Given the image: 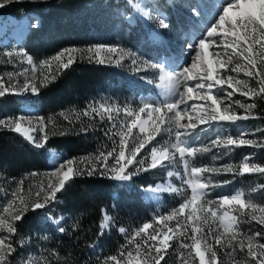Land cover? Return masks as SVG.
Listing matches in <instances>:
<instances>
[{"label": "snow or ice", "instance_id": "obj_1", "mask_svg": "<svg viewBox=\"0 0 264 264\" xmlns=\"http://www.w3.org/2000/svg\"><path fill=\"white\" fill-rule=\"evenodd\" d=\"M14 2L23 0H0V9ZM127 2L145 18L154 19L158 29L171 30V22L166 16L158 14L152 17L149 12L142 11L135 0ZM202 7L208 5L192 3L189 11L203 15ZM209 15L211 18L205 20L198 38L173 50L177 55L175 66L165 60L153 62L141 58L124 47L103 44L87 48L65 47L40 61L27 52L3 53L9 63L15 60L29 67L7 73V80L0 75V99L26 93L38 96L42 88L54 82L57 75L78 60L119 67L124 60L130 59L132 71L156 72L161 93L156 100L142 99L135 109L130 105L121 107L99 103L90 104L77 113L76 120L81 116L90 119L98 116L101 122L107 119L109 126L101 131L111 145L101 143L95 153L76 158L63 156L48 147L50 137L57 135L54 121H46L42 116L34 119L24 115L0 116V132L17 133L36 149H46L53 165L46 174V180L34 188L30 185L25 190L24 180L17 181L10 193L0 187V192H4L6 197L0 205V264H52V260H65L55 247L44 250L47 256L17 260L18 248L29 243L28 239L19 236L17 222L23 221L27 213L37 210L46 209L43 215L48 217L51 206L59 203L58 193L64 192L66 184L74 177L98 175L126 183L142 172L174 169L177 155L183 172L168 170L167 176L175 177L179 186L169 182L144 191L150 194V198L158 197L162 192L182 195L186 189L190 190V195L167 214H158L153 222H145L131 232L123 226L118 227L125 242L115 254L97 256V264H161L170 248L181 250L178 253L180 264H225L222 256L228 258L229 264H264V242H261L264 231L244 232L239 227L241 223L250 221L264 226V203L247 198L243 190L215 199L208 198L210 188L233 182L232 179H224L214 185L212 176L231 174L235 178L252 173L264 174V163L250 159L256 155L255 152L249 153L238 164L229 162L217 167L195 162L198 154L213 149L217 150L212 156L214 161L237 148L264 149V128H256L255 131L244 128L236 136L226 134V125L259 118L254 110L258 107L257 99L264 100V0H218L212 4ZM38 26V22L33 25ZM180 59L183 63L178 62ZM241 73L248 79L239 78ZM148 82L153 83L152 80ZM237 93L252 102L233 100ZM60 115L64 116V113ZM64 118L72 123L68 116ZM50 123L52 130L47 131ZM200 125L213 130L219 125L221 130L215 131V138L209 144H197L195 141L205 131ZM92 127L91 124H82L78 131L87 133ZM37 130L43 135H34ZM134 130L138 131L134 133ZM162 130L170 137L174 135V141L158 142L141 155ZM66 134L59 132V135ZM29 175L34 177L38 173L30 172ZM257 188L264 189V184L257 185ZM50 219L58 226L56 230L59 233L67 232L61 223L63 216ZM172 221L175 223L170 226ZM113 226V217L104 211L99 235H104ZM78 227V222H74L72 230ZM41 239L48 240L49 237ZM174 240L176 247L171 243ZM237 253H243L244 259H236Z\"/></svg>", "mask_w": 264, "mask_h": 264}, {"label": "trees", "instance_id": "obj_2", "mask_svg": "<svg viewBox=\"0 0 264 264\" xmlns=\"http://www.w3.org/2000/svg\"><path fill=\"white\" fill-rule=\"evenodd\" d=\"M122 2L125 0H23L1 9L0 14L38 15L39 26L31 27L22 46L35 60L40 61L65 47L114 45L115 21L111 25L108 21L106 23L101 19L97 20L104 13V10H99L98 5H105L113 10V7ZM127 11L130 12L129 8ZM134 86L130 73L115 65L78 60L69 69L62 71L54 82L41 89L40 95L35 99L39 115L46 121H54L56 126L57 135L50 137L48 147L76 158L95 153L101 143L111 145V141L101 131L109 126L107 119L101 122L98 116L94 119L81 116L80 120H76V114L90 104L99 103L121 107L130 105L133 108L132 104L136 103L135 99L140 92L138 90L136 93ZM256 103L258 107L254 112L259 118L250 121H255L264 128V100L257 99ZM19 106L20 101L12 95L0 100L2 116L9 115L7 108H10L12 115L17 116L20 113ZM61 113L68 116L72 123L60 115ZM122 116L123 114L121 118ZM82 124H91L93 127L87 133H82L78 131ZM52 127L50 123L47 131H51ZM61 131L67 134L59 135ZM46 151L36 149L17 133L0 132V174L5 176L7 190L15 188L19 180H24V188L27 190L31 180L35 179L36 182L47 173L50 165ZM259 151L262 155L259 162L264 163V149ZM30 172L38 175L30 176ZM150 174L147 172L135 176L130 183H121L98 175L74 177L66 184L65 191L58 193L59 203H54V209H51L48 217L43 215L46 209L37 210L27 213L23 221L17 222L19 236L29 240L24 248H18L17 260L29 246L35 249L38 257L48 255L44 251L46 248H57L65 260H52V264H97V256L115 254L125 242L124 235L117 230L118 227L123 226L131 232L145 222H153L158 214H167L183 199L181 195L164 193V199L160 202L146 201L140 188L154 185L159 179ZM257 175L260 183L264 184V174ZM261 190L263 194L260 199L264 201V189ZM104 211L113 217L114 226L104 235H99ZM59 216L64 217L61 222L67 229L64 234L56 230L58 226L50 219ZM74 222L79 224L75 231L72 230ZM174 223L175 221L169 222L170 226ZM240 229L243 231V228ZM43 236H48L49 239H41ZM171 243L176 247L175 240ZM92 244L96 247H89ZM179 251L181 250L178 248L177 251L170 248L161 264H180ZM222 259L225 264H229L227 257L222 256ZM236 259L239 257L236 256Z\"/></svg>", "mask_w": 264, "mask_h": 264}, {"label": "rangeland", "instance_id": "obj_3", "mask_svg": "<svg viewBox=\"0 0 264 264\" xmlns=\"http://www.w3.org/2000/svg\"><path fill=\"white\" fill-rule=\"evenodd\" d=\"M141 6L142 11H147L151 14L152 17H156L158 14L166 16L168 20L171 22V30H161L156 27V22L154 19L145 18L141 15L140 12H137L132 9V7L128 4L127 0L122 2L117 7H113L108 9L105 5H98L99 10H104V13H101L97 20L101 19V21L106 22L108 24L113 25L115 21V27L113 32L115 34L116 43L113 46H120L126 49H129L144 59H149L153 62L158 60H165L169 64L175 66L177 62L176 52L173 51L175 49L184 46L187 41H191L195 38H198L204 29L205 20L210 19V11L213 3L218 2V0H135ZM192 3L199 4H207L208 7H202L201 11L203 15H195L193 12L189 11V6ZM130 10L128 12L127 10ZM4 9V8H3ZM1 10V9H0ZM113 11V12H112ZM38 22L39 17L36 14H23V15H15L13 13H5L0 14V75L5 76V80H7V73L10 72H19L23 68H28L29 66L24 63L20 64L18 61L9 63L7 58L3 55V53L7 51H22L26 52L23 49V44L12 40V35L17 34L21 36V40L25 37L27 30L31 29L33 25ZM130 26H129V25ZM30 31V30H29ZM193 36V37H192ZM192 37V38H191ZM12 38V39H11ZM191 38V39H190ZM21 42V41H20ZM73 47V46H71ZM87 48V47H86ZM230 51V50H229ZM188 55V52H185V56ZM179 63H183V60L180 59ZM118 68H125L133 78V82L135 84L134 90L137 93L140 90L139 94L136 97V103L132 104L133 108H138L142 99L156 100L159 99L161 89L157 87L159 83L157 79V74L153 70L134 72L132 71L131 61L130 59H126L122 62V65ZM232 75H236L232 73ZM141 77H146L147 79H141ZM239 78L248 79L244 77L241 73ZM22 79V78H21ZM148 80H152L153 83H149ZM254 83V81H253ZM147 89V92L144 90ZM231 91V90H229ZM134 94V93H133ZM20 101V113L17 116L24 115L26 117L35 118L40 116L35 99L37 96L32 95L30 93H26L21 96H14ZM240 100L242 102H248V98L240 96L239 93L233 96V100ZM1 100V99H0ZM8 114L12 115L10 108H7ZM238 111H242L239 110ZM0 116L2 113L0 111ZM227 133L232 136H236L242 129L246 128L250 131H255L256 128H262L261 125L255 123V121H238L236 125H226ZM200 128L205 129L200 133V136L195 141L197 144L204 143L209 144L212 138H215V131H219L220 126L217 125L215 130L207 129L205 125H200ZM138 130H134V133ZM199 131V129H198ZM34 135L41 136L43 132L37 130ZM257 136H260L261 133H256ZM182 139H191V137H182ZM173 142L174 135L169 136L168 133L161 131L160 134L156 136V139L153 140L150 144H148L145 149L141 152L143 155L145 152H148L149 149L159 143L164 142ZM56 150V149H55ZM58 153H65L63 151H58ZM224 150H220L223 152ZM217 152L216 149H213L207 153H200L196 157V163L203 164L205 166L215 165L220 167L226 163H236L238 164L242 158L247 156L249 153L255 152L256 155L251 157L250 159L259 162L261 160V153L259 150H253L247 147L237 148L234 151L228 153V155L222 156V158H218L215 161L212 159L213 154ZM66 154V153H65ZM51 158V156L49 155ZM69 157V156H68ZM139 159V157H137ZM53 166H50L48 172L52 170ZM175 170L183 172L182 164L179 161V157L177 155V162L174 169H154L149 171L151 176L154 178H159L158 181L154 185H149L147 187H141L140 192L142 197L146 201L160 202L162 201L163 194L167 192H162L158 197H151L150 194L144 191L145 188L155 187L157 185L164 186L167 183L171 182L179 186V181L175 179V177H168L167 171ZM47 172V173H48ZM44 173L38 181L35 182V179L31 180V186L33 188L38 185L40 182L46 180V174ZM147 173L142 172L139 175ZM258 173L245 174L243 177L237 176L235 178L232 177L231 174L228 175H215L212 176V182L215 185L218 181H222L224 179H232L233 182L228 185H221L217 187H212L209 189V199H215L222 195L233 193L237 190H243L246 194L247 198H251L255 202L264 203L261 201V195L263 194L261 189L257 188V185H260V177L257 175ZM209 175V174H205ZM131 182V181H130ZM126 182V183H130ZM37 183V184H36ZM0 187L7 190V181L5 180V176L0 174ZM254 188H257L256 191H253ZM9 193L11 190H7ZM262 192V193H261ZM172 194V193H168ZM190 195V190H187L181 195L183 198L185 196ZM6 200L5 193L0 192V205H2ZM168 201H171L168 200ZM54 205V204H53ZM51 206V209H54V206ZM233 215H238L237 213H232ZM243 219H248V217H244ZM254 224V225H253ZM240 228H243L244 232L251 231H264V226L258 225L255 221H250L249 223H241L239 225ZM261 242H264L262 240ZM31 256L33 259L38 258V255L34 248H27V250L22 251L19 259L26 258ZM237 256L240 260L244 259L243 253H237ZM18 259V260H19Z\"/></svg>", "mask_w": 264, "mask_h": 264}, {"label": "water", "instance_id": "obj_4", "mask_svg": "<svg viewBox=\"0 0 264 264\" xmlns=\"http://www.w3.org/2000/svg\"><path fill=\"white\" fill-rule=\"evenodd\" d=\"M29 30H30V29L27 30V34H28ZM27 34L25 35V37H24L21 41H25V39L27 38ZM20 43H23V42H20ZM47 152H48V151H47ZM48 153H49V152H48ZM62 154H63V156L68 157L67 154H65V153H62ZM48 163H49L51 166H53V165H52V160H51V158H49Z\"/></svg>", "mask_w": 264, "mask_h": 264}, {"label": "bare ground", "instance_id": "obj_5", "mask_svg": "<svg viewBox=\"0 0 264 264\" xmlns=\"http://www.w3.org/2000/svg\"><path fill=\"white\" fill-rule=\"evenodd\" d=\"M26 34H27V33H26ZM192 37H193V36H192ZM192 37H191V38H192ZM12 38H13V39L15 38V41H16V42L21 41V36H20V35L13 34V35H12ZM191 38H190V39H191ZM51 160H52V158H51Z\"/></svg>", "mask_w": 264, "mask_h": 264}]
</instances>
